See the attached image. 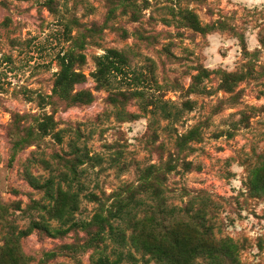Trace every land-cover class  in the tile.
Returning <instances> with one entry per match:
<instances>
[{
	"label": "rangeland",
	"instance_id": "obj_1",
	"mask_svg": "<svg viewBox=\"0 0 264 264\" xmlns=\"http://www.w3.org/2000/svg\"><path fill=\"white\" fill-rule=\"evenodd\" d=\"M109 50L128 63L100 80ZM150 167L138 215L165 221L176 259L264 264V0H0V264H158L129 239L96 248L92 223ZM203 233L231 254L192 258Z\"/></svg>",
	"mask_w": 264,
	"mask_h": 264
},
{
	"label": "trees",
	"instance_id": "obj_2",
	"mask_svg": "<svg viewBox=\"0 0 264 264\" xmlns=\"http://www.w3.org/2000/svg\"><path fill=\"white\" fill-rule=\"evenodd\" d=\"M114 58V59H112ZM127 64L125 55L118 50H109V54L106 57L100 58L98 61V78L100 80L107 79L108 72L122 71V65ZM72 61L64 58V71L61 72V77L58 80L57 85L63 92L62 97L64 99H70L69 88L73 82L70 73V66ZM143 181L138 186L128 185L125 189L126 194H114L113 201L103 203L102 210L96 213L95 219L92 223H97L98 228L96 230L97 243L94 245L96 248L101 242L107 239H112L115 242L120 243L122 246H126L128 239L139 251L144 254H150L152 258L158 264H192L189 261L181 263L172 254L171 247L166 246L165 241L168 236V225L165 221L160 219L154 210L145 209L144 215H138V204H143V201L137 195L143 191H152V196L158 197L161 191V183H159V174L155 173L152 167L148 168L145 174L142 176ZM93 199H99L96 195L92 196ZM61 203L55 207L54 216L58 218L62 223L67 224L73 218V215L80 207L79 193L72 192L70 189L61 191ZM102 205V202L100 203ZM123 220L127 223V226L132 228L129 235L126 233V228L120 225H115V221ZM153 234V239L146 240L144 234ZM158 233L159 235H157ZM204 239L200 237V244L195 248H190L187 253H190L192 258L198 256H205L210 259L220 260L223 255L231 254L234 248L233 244H218L217 247H209L211 236L209 233H203ZM202 235V236H203ZM227 250V251H226ZM111 261L108 255L100 252L98 258L93 259V264H117L122 257ZM132 256V254L130 253Z\"/></svg>",
	"mask_w": 264,
	"mask_h": 264
}]
</instances>
